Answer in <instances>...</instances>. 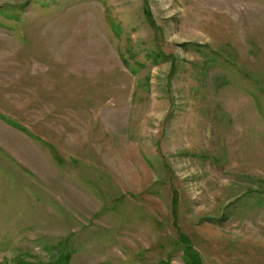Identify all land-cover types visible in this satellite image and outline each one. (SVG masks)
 Masks as SVG:
<instances>
[{
  "label": "rangeland",
  "instance_id": "1",
  "mask_svg": "<svg viewBox=\"0 0 264 264\" xmlns=\"http://www.w3.org/2000/svg\"><path fill=\"white\" fill-rule=\"evenodd\" d=\"M194 254L264 264V0H0V264Z\"/></svg>",
  "mask_w": 264,
  "mask_h": 264
},
{
  "label": "trees",
  "instance_id": "2",
  "mask_svg": "<svg viewBox=\"0 0 264 264\" xmlns=\"http://www.w3.org/2000/svg\"><path fill=\"white\" fill-rule=\"evenodd\" d=\"M188 251H189V250H188ZM194 260H195L194 263L196 262L197 264H200V260H199L198 256L195 255V254H194ZM196 263H195V264H196Z\"/></svg>",
  "mask_w": 264,
  "mask_h": 264
}]
</instances>
